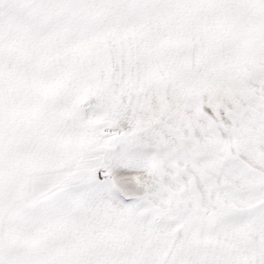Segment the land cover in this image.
I'll use <instances>...</instances> for the list:
<instances>
[{
    "label": "snow or ice",
    "instance_id": "6c2138e0",
    "mask_svg": "<svg viewBox=\"0 0 264 264\" xmlns=\"http://www.w3.org/2000/svg\"><path fill=\"white\" fill-rule=\"evenodd\" d=\"M0 264H264V0H0Z\"/></svg>",
    "mask_w": 264,
    "mask_h": 264
}]
</instances>
